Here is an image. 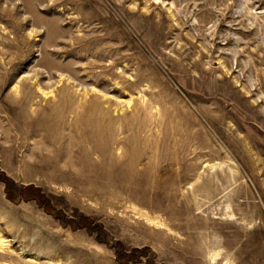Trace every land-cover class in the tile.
Wrapping results in <instances>:
<instances>
[{
	"label": "rangeland",
	"instance_id": "374dc122",
	"mask_svg": "<svg viewBox=\"0 0 264 264\" xmlns=\"http://www.w3.org/2000/svg\"><path fill=\"white\" fill-rule=\"evenodd\" d=\"M0 264H264V0H0Z\"/></svg>",
	"mask_w": 264,
	"mask_h": 264
}]
</instances>
